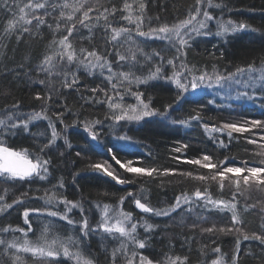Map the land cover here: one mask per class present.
Masks as SVG:
<instances>
[{
    "label": "snow or ice",
    "instance_id": "obj_1",
    "mask_svg": "<svg viewBox=\"0 0 264 264\" xmlns=\"http://www.w3.org/2000/svg\"><path fill=\"white\" fill-rule=\"evenodd\" d=\"M149 0H122L118 7L116 3L103 4L95 0H0V12L7 17L0 27V49H6L4 41H11L14 37L19 43L27 35L39 37L47 29L52 39L45 46L35 60L29 55L25 62L8 68L4 66L6 74H12L16 79L22 77L27 82L41 87L34 99L41 101L37 111H25L20 101H14L10 106L0 109V182L5 184H32L36 182L49 184L44 195L36 197L43 200V206L24 208L22 215L25 227L6 225L0 228V254L11 260L12 264H24L20 253L29 254L44 264H99V256L91 250L90 240L99 238V251L103 255L105 264H189L187 255L165 254L164 259H158L148 251L151 235L158 229V225L149 223L152 216L172 218L174 215L193 214L196 209L199 222L207 221L203 213L219 211L231 213L230 225L219 228L220 232L234 233L236 242L234 254L230 260L221 255L212 259L210 264H239L240 242L255 240L264 245V231L253 232L249 235L244 230V221L240 218L237 191H232L231 199L214 198L209 187H196L193 191L182 190L175 195L173 201L166 207H154L145 195L137 196L132 191L121 196L117 206L93 204L83 198L69 199L66 192V183L59 178L53 183V156L51 153L59 151L58 140H63L64 146L71 148L67 132L70 126L82 127L83 132L90 137V141L99 144L101 132L105 126L109 132L117 133L131 124L156 123L161 126L179 124L190 126L193 122L201 126L208 138L221 148H227L226 135L229 142L234 134L249 133L244 137L249 144L264 141V118L245 119L241 122H226L222 125H210L203 122L198 110L188 114L187 118H172V112L177 110L181 101L187 102V94L199 89H219L225 92L228 99H246L255 101L261 99L259 107L264 110V58L248 63L246 66H236L234 70L218 69L215 65H190L187 61L188 50L195 40L202 36H216L227 42L229 36L241 32L259 33L264 31L252 27L244 20H235L231 17L224 19V13L244 11L227 3V0H194L185 17L177 18L173 22H162L159 15H148ZM213 9L220 10V16L213 13ZM248 11H256L248 9ZM264 12V9H261ZM155 21V23H154ZM215 25V31L212 25ZM86 30V34L84 32ZM97 30L104 46L99 49L94 41L97 39ZM87 41L91 47L84 46ZM161 41L164 50L171 51V57L162 54V50L153 48L145 51L149 42ZM79 43V46L77 44ZM124 49V51H121ZM4 53L0 51V56ZM223 55V54H222ZM148 65L145 74L144 68ZM99 76L101 84L93 88L85 87V96L80 94L84 105H99L106 109L103 118L82 120L81 114L73 112L61 98L64 90H79L80 74ZM140 74H137V73ZM165 85L171 91L175 90L173 102L155 106V102L146 89L162 88ZM239 89H243L242 91ZM235 90V96L231 95ZM219 94V92L217 93ZM132 97V103L126 97ZM60 101V110L48 115L49 104ZM199 103V102H197ZM216 103L208 100V104ZM75 117L72 125L66 123L67 116ZM264 117V111L261 112ZM47 122L43 130H39L40 122ZM62 125L59 128L57 125ZM37 128V131H33ZM132 128H127L123 134H116L115 138L123 141L122 147H129L138 143L133 135ZM26 135L35 142V150L28 148L16 150L10 143L12 138ZM189 147L181 144L173 149L181 153ZM264 149V145H261ZM115 146L108 147L107 153L126 173L136 176L162 174L164 176L178 174L194 181L216 182L219 192L224 189H239L241 182L248 186L251 182L264 185V166H230V157L223 161L213 162V156L205 153L199 158L183 159L175 157L178 162L199 166L212 171L211 176L195 174L193 171H177L176 169H157L135 166V161L129 159L121 162L117 158ZM81 151L76 156H81ZM63 157L65 152H59ZM264 156V150L260 152ZM264 165V160L261 161ZM93 172H100L111 177L117 184L133 183L132 180L120 178L115 174L112 166L107 163H91L88 166ZM79 173H74L73 183ZM8 189L0 195V215L7 214L9 209L30 202L28 192H23L11 203L6 200ZM28 197L26 200L25 198ZM131 198L137 215L126 211L122 207L125 200ZM244 211H248L245 207ZM141 214H148L147 218ZM44 217L47 221L40 235L35 239L29 237L33 233L31 217ZM92 216V219H90ZM60 222H66L71 229L70 234L61 237L53 229ZM197 223L192 225L195 229ZM264 228V225H262ZM144 235L141 236L140 230ZM216 225L201 229L205 233H213ZM114 242L109 249L108 242ZM207 246H205V249ZM87 249V251H86ZM213 253H221L219 247L212 248ZM0 264L4 260L0 259ZM208 264V261L205 262Z\"/></svg>",
    "mask_w": 264,
    "mask_h": 264
},
{
    "label": "trees",
    "instance_id": "obj_2",
    "mask_svg": "<svg viewBox=\"0 0 264 264\" xmlns=\"http://www.w3.org/2000/svg\"><path fill=\"white\" fill-rule=\"evenodd\" d=\"M101 3L109 5L114 2L119 7L122 0H100ZM220 2V0H216ZM90 4H94L95 0H89ZM230 6L244 9V11L225 12L224 19L229 17L235 20H244L252 27L264 31V0H227ZM194 4V0H149L148 15H159L162 22H173L177 18L183 19L188 8ZM255 9L256 11H248ZM214 15L220 16V10H212ZM6 13L0 12V27H2ZM155 23V21H154ZM215 31V25H212ZM86 34V30H84ZM97 39L94 44L97 48L102 49L104 41L100 38V31L97 30ZM52 39V34L44 29L39 37L25 36L19 43L13 37L11 41H4L7 44L6 49H0L4 54L0 56V109L5 106H10L14 101H20L25 111L39 110L41 101L34 99L36 92L41 91V87L27 82V79L22 77L16 79L12 74H6L4 66L8 68L15 67L20 63L25 62L26 56H31L33 60L44 51L45 46ZM149 46H145V51L151 52L153 48L162 50V54L166 57H171L172 52L164 50L165 46L161 41L149 42ZM79 46V43L77 44ZM84 46L91 47L84 42ZM124 51V49H121ZM223 54V55H222ZM264 58V36L259 33L241 32L234 36H229L227 42L216 36H202L195 40L192 47L188 50L187 61L190 65L199 67L207 66L209 69L215 65L218 69L223 70L228 68L234 70L236 66H246L248 63L256 61L259 64L260 59ZM148 65H145L144 72L146 74ZM137 74H140L139 72ZM101 84L99 76H88L81 72L79 90H64V96L61 98L65 101L73 112L81 114L82 120L103 118L106 109L99 105H81L83 101L80 99V94L85 96L89 93L84 92L85 87L93 88ZM141 90H146L147 94L152 97L156 107L162 104L173 102L175 98L174 88L170 91L165 85L162 88L146 89L141 86ZM243 90V89H242ZM241 90V91H242ZM232 96H235L231 94ZM219 94H212L208 89H199L195 92L187 94V102L181 101L177 106V110L172 113V118H187L188 114L198 110L203 118V122L210 125H222L226 122H241L245 119L264 118L261 116L262 110L259 105L261 99L248 101L246 99H220ZM127 102H134L132 97H126ZM208 100H215L216 103L208 104ZM199 102V103H197ZM60 110V101L55 100L50 102L48 115L52 116L54 112ZM74 116L69 114L66 123L72 125ZM46 121L40 122L39 130L46 127ZM58 129L63 127L57 125ZM127 128H132L133 135L138 143L129 147H122L123 141L115 138L116 134H123ZM34 132L37 128L32 129ZM123 131V133H121ZM249 133L234 134V139L230 142L226 135L221 138L228 145L227 148H221L214 144L204 132L203 128L193 122L190 126L179 124H167L161 126L156 123L149 124H131L124 129H118L117 133H111L108 127L105 126L101 132L99 144L96 141H90V137L83 132L82 127L70 126L67 136L72 147L69 149L64 146L63 140H58L60 145L59 151L51 153L53 156V183L57 179L63 178L66 183V192L69 199H81L90 201L93 204L108 203L113 206L118 205L119 198L126 196V193L132 191L137 196L145 195L149 198V202L154 207H166L172 201L175 195L182 190L188 192L193 191L196 187H209L214 198L231 199L232 191H237L238 208L240 209V218L244 221V230L251 235L253 232L260 233L264 231V185L251 182L245 186L242 182L239 189H229L226 187L223 194L219 192L216 182L209 180L208 182L194 181L186 179L178 174L164 176L162 174L148 176H136L126 173L119 165L115 163L107 153V148L115 146L117 158L121 162H126L131 159L135 161V166L145 168L176 169L177 171H193L195 174H205L211 176L212 171L202 169L196 165H190L183 162H178L175 157L180 156L183 159L199 158L205 153L213 156V162L223 161L225 157H230V166H242L247 163L249 166L260 165L264 160V156L260 155L264 145V141L257 139V144L247 143L244 137L249 136ZM11 145L16 150L28 148L30 151L35 150V142L32 138L26 135H20L10 140ZM181 144H188L189 147L181 153H176L173 149ZM101 148V149H100ZM103 149V150H102ZM114 149V150H115ZM81 151V156L77 157L76 152ZM59 152H65L61 157ZM105 160L112 163L111 166L115 174L120 178H126L133 181L130 184L120 185L115 181L100 172H93L88 166L91 163H103ZM74 173H79L73 183ZM8 189L6 200L11 203L19 197L21 193L28 192V197H31L30 202L22 206H16L9 209L7 214L0 215V228L6 225L13 227L23 225L22 215L24 208H35L43 206V200H37L36 197L44 195V191L50 188L49 184L40 182L32 184H5L0 182V195H4V189ZM28 197L25 199L27 200ZM262 204V205H260ZM263 208V210L259 207ZM124 210L132 211L134 215L139 212L135 210L134 203L131 198L125 200L122 205ZM247 207L248 211L243 209ZM260 209L262 211H260ZM201 210L198 208L191 215L177 216L174 215L171 219L168 217L152 216L149 223L154 225H162L151 235V243L148 249L158 259H164V255H187L189 264H205L212 259H216L223 255L225 260H230L234 254L236 235L234 233L220 232L219 228L230 225L231 213H223L212 211L203 213L208 217L207 221L199 222L197 213ZM147 218L148 214H141ZM175 216H177L175 218ZM33 223V233L29 237L35 240L41 233L44 222H47L44 217L37 218L35 215L31 217ZM92 219V216H90ZM263 221V222H262ZM165 223V225H163ZM194 223L198 224L195 229L192 228ZM216 225V230L213 233L202 232L201 229ZM69 227L66 222H60L53 229L55 234L61 237L68 235ZM235 235V237H234ZM143 236V235H141ZM234 238V239H233ZM114 242L109 241V249ZM205 246L207 248L205 249ZM91 250L99 256V264H105L103 255L99 251V238L90 240ZM219 247L221 253H213L212 248ZM87 251V249H86ZM24 259V264H39L43 262L38 259H33L29 254L20 253ZM0 259L4 260V264H12L11 260L0 254ZM239 264H264V245H260L255 240L240 242Z\"/></svg>",
    "mask_w": 264,
    "mask_h": 264
},
{
    "label": "rangeland",
    "instance_id": "obj_3",
    "mask_svg": "<svg viewBox=\"0 0 264 264\" xmlns=\"http://www.w3.org/2000/svg\"><path fill=\"white\" fill-rule=\"evenodd\" d=\"M206 89H207V88H206ZM208 90L211 91L212 94H217V93L219 92V96H218V97H219L220 99H224V97H225V92H224V91H221V90H219V89H215V88H214V89H208ZM239 90H242V89H239ZM231 94L235 95V94H236V93H235V90H233ZM233 97H234V96H233ZM226 99H227V98H226ZM172 113H174V112H172ZM121 133H123V131H121ZM100 149H101V148H100ZM102 150H103V149H102ZM105 161H106V160H105ZM107 163L110 164V165H112V163H111L110 161H108V160H107ZM112 167H113V166H112ZM260 205H262V204H260ZM258 207H259V206H258ZM160 208H161V207H160ZM259 208H261V207H259ZM261 209L263 210V208H261ZM261 209H260V211H262ZM263 211H264V210H263ZM137 212H139L138 209H137ZM177 216H182V217H183V216H184V213H181L180 215H177ZM177 216H175V218H176ZM262 222H263V221H262ZM45 223H46V222H44V224H45ZM165 224H167V223L164 222L163 225H165ZM161 226H162V225L158 226V228H160ZM70 232H71V229L69 228V230H68L67 233L70 234ZM155 232H156V231H155ZM140 234H141V235H144L142 229L140 230ZM234 237H235V235H234ZM233 239H234V238H233ZM39 264H44V262H39Z\"/></svg>",
    "mask_w": 264,
    "mask_h": 264
}]
</instances>
